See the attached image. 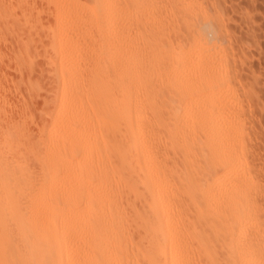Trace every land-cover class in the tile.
<instances>
[{
  "label": "bare ground",
  "instance_id": "obj_1",
  "mask_svg": "<svg viewBox=\"0 0 264 264\" xmlns=\"http://www.w3.org/2000/svg\"><path fill=\"white\" fill-rule=\"evenodd\" d=\"M46 1L56 84L42 122L27 106L13 122L0 93V264H264V189L222 13Z\"/></svg>",
  "mask_w": 264,
  "mask_h": 264
},
{
  "label": "rangeland",
  "instance_id": "obj_2",
  "mask_svg": "<svg viewBox=\"0 0 264 264\" xmlns=\"http://www.w3.org/2000/svg\"><path fill=\"white\" fill-rule=\"evenodd\" d=\"M1 1L2 0H0V4H2V5H0L1 6V8H0V16H1L0 17V35L1 34L2 35H1L0 39L2 40V42L0 40V52H1L0 53V68L1 67L2 68L0 69V89H1L0 93L5 92L8 95L7 99H8L9 103L7 102L8 104L5 105L7 107V110L6 109L5 110L9 111L6 113L8 115L10 114V116L13 113L12 114L13 119H11V120H13V122H15V121L19 122L18 120L21 121L22 120L21 118L24 114V111H25V113H27L26 108L28 107L29 113H27V114L31 118H30V120H29V118L28 119L26 118L25 120L30 125H33L35 127V125L37 123L42 122V111L44 110V108L46 106L45 103L47 101L51 100V98L54 94V86L56 84L55 80L53 79L54 76H51L53 74V70H51V64L48 63L47 56L45 55L46 54L45 50H46V47L48 46L47 44L50 43L49 37L46 36V32H47L46 30H48L47 28H49L54 23V16L56 13V8L53 7L51 4H49L46 0H3L4 2L2 1V3H1ZM83 1H85V0H83ZM206 1H208V3ZM86 2L89 3L90 0L86 1ZM205 3L207 6L205 5ZM209 4H210V7L208 6ZM4 5H5V7H4ZM219 5L221 6L222 9L220 8ZM204 6L208 7V8H205V10L212 14V12H210V8H211L212 11H214V13H215V14H213V16L216 15L217 19H219L221 17L224 18V19L222 18V21L225 24L220 20V22H222L224 24L223 30L227 29V30H224V34L226 35L227 39L224 38L225 41H224L223 45L226 46V44L228 43L226 49H228L229 52L233 51V52H231L232 55L230 53H228V56L230 55L228 60L230 62L232 61V65H229V67H231V70H232V71L230 70V72H231V76L233 77V79L235 78V80H234L235 86H237V84L239 85L237 88L238 94H239V91H241V93L245 95L244 96L240 93L241 96L239 95V97L243 100L242 101L243 103L247 104V105L245 104L246 106H244V104L242 103V105H243L242 107H245V108L244 109L241 108V109L244 110V113L246 112L245 114L247 116L249 115L248 116V121H250L249 135L251 134L249 137H250V141L252 140V142H250V145H249L252 147V149H251V147H249L251 150L250 158L253 159V161H252L253 167L255 166L254 168H256V170L259 169V170H257V172H258L259 178L261 177L260 180L262 183V187L264 189V162H263L264 161V157H263L264 156V0H214V2H213V0H204ZM32 7H34L35 10ZM42 7H44V8H42ZM213 7H214V9H213ZM129 9H130V7L128 8V10ZM131 9L129 10L131 13H129V12H128L129 14L127 13V15L131 16V17L128 16V18H132V16H134L136 14V12L134 13L135 7H131ZM137 9H135V10L137 11ZM217 9L220 12L217 13L216 12ZM138 11H139V9H138ZM142 11L141 10L139 11L140 15L143 14L144 12H149L151 15H153L152 13H156L154 15H156L158 17V14H157V12H155V10H154V12L152 10L150 11L149 9L147 11L144 10V12H142ZM133 13H134V15H131ZM216 13L219 15H220V13H222V16L220 15L221 17L218 18V15ZM148 14L144 13V15L146 17L147 16L150 17V18L147 17L148 21L146 19H144L145 18L144 15H141L143 17H141V18L139 17V18L142 19V21L144 19L145 22H150L151 24L155 18H156L155 20H157V17L151 16L150 14L149 15ZM135 16H139V15H135ZM125 18H127V16H125ZM155 20L153 23H155ZM48 24H50V25H48ZM3 25H5V26H3ZM44 25H45V28H44ZM4 27H5V29H3ZM32 29L34 30V32ZM36 29H38V30L36 31ZM40 30H41V32H40ZM44 31H45V33H44ZM37 33H39V34H37ZM227 33H229V34H227ZM36 35H38V36H36ZM40 35L42 37H40ZM35 36H36V38H35ZM228 37H230V38H228ZM231 37H233V38H231ZM21 40H23V41H21ZM226 40L228 42H226ZM230 40H231V42H233V44L230 43ZM20 41L22 43H25V44H23V46L25 47L23 49L25 50L24 52H26V53H24L22 51L23 49L20 46V45H22V43H20ZM225 42H226V44H225ZM42 44H46V47H44V45H42ZM36 47H37V49H36ZM228 47L229 48L231 47L230 50ZM232 47H234L236 49V51L234 48L232 49ZM19 54H20V57H19ZM234 54L236 56H234ZM16 56H17V58H15ZM32 56H34V57H32ZM30 57L33 59L30 60ZM39 58H41V60ZM36 59H38V60H36ZM2 61H3V63H2ZM230 62H229V64H230ZM233 71H235V73ZM238 71H239V73H238ZM18 73H19V76H18ZM23 73H24V75H23ZM2 74H4V75H2ZM47 75H48V78H47ZM8 76H10V77L8 78ZM234 76H236L238 78H236ZM242 78H243V80H242ZM36 81H37V83H36ZM52 81H54V82H52ZM23 82H24V84H23ZM5 83H6V85H5ZM34 84L36 86L38 85V87L36 88V86ZM32 85H34L35 87H33ZM14 89H15V91H14ZM18 91H19V93H18ZM11 94L13 96H10ZM16 95H18V96H16ZM14 96H16V97H14ZM21 96H23V97H21ZM242 97H244V98H242ZM18 98L20 100H18ZM21 99L24 103H21L22 102ZM247 101H248V103H247ZM24 105H25V109H23ZM31 106H32V108H31ZM19 107H21V108H19ZM10 108H11V110H10ZM38 109H40V110L38 111ZM18 110L19 111L22 110L21 113L18 112ZM242 110H241V112H242ZM247 110H248V112H247ZM8 115L5 116V121H3V122L6 123V121L8 119H9L8 122H10L11 117L9 116V118H6V117H8ZM20 115H22V116L20 117ZM37 117H38V119H37ZM15 119H17V120H15ZM34 119H35V121H34ZM5 123H4V125H5ZM250 132H252V133H250ZM258 142H260V143H258ZM257 146H259V147H257ZM259 156H260V158H259Z\"/></svg>",
  "mask_w": 264,
  "mask_h": 264
}]
</instances>
